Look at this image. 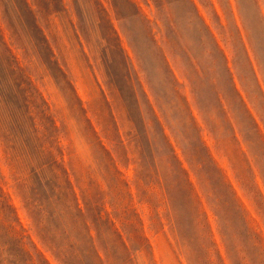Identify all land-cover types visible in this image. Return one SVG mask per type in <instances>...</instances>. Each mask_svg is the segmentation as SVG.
<instances>
[{
	"label": "rangeland",
	"instance_id": "1",
	"mask_svg": "<svg viewBox=\"0 0 264 264\" xmlns=\"http://www.w3.org/2000/svg\"><path fill=\"white\" fill-rule=\"evenodd\" d=\"M19 1L1 264H264V0Z\"/></svg>",
	"mask_w": 264,
	"mask_h": 264
},
{
	"label": "trees",
	"instance_id": "2",
	"mask_svg": "<svg viewBox=\"0 0 264 264\" xmlns=\"http://www.w3.org/2000/svg\"><path fill=\"white\" fill-rule=\"evenodd\" d=\"M19 2H21V4H23L22 7H23L24 11H26L28 13V15L33 17L34 14H33V11L31 9L28 1L27 0H22V1H19ZM26 12H25V14H26ZM4 18L6 20V17H4ZM30 26H32V28L38 30V34H40V36L43 38L42 43L46 42L45 38L43 37L42 31L38 27L36 21L34 22V25H30ZM4 37L5 36L3 34V30H2V27H1V24H0V46L4 47V50L0 49V57L2 58V59H0V78L2 79V76L4 75V71H5V73H6L5 74L6 75V82H7L8 86H9V85H11V83L9 81L12 80V78H15V80L17 82L16 74H18L19 70H18V68H15V66H14V64L16 62L15 61V57L13 56L12 51H11L10 47L7 45ZM11 39H13V40L15 39V35L14 34L11 35ZM46 44H47V42H46ZM1 86H2V84L0 82V98L2 99ZM16 86H17L16 89H15V85H14V88L12 86H9L10 87V91L13 94V95H10V97L13 98V101H15V102H16V99L19 102L21 100L23 101L22 110H24V111H21L22 115L24 113V117H26V119H30L32 121V118H31L32 117V112L30 110V104H32V100H33V99H31L32 98V93H30V90L28 89L27 85L25 86V82L24 81L20 82ZM7 111H8V113H9V115L11 117L14 116V115H17L16 113H14V112H17L16 109H12L10 106H9V109H7ZM32 122H34V123L32 124V126H30V129H31L32 133H34V135L36 137H38L39 131H38V128L36 126V123H35L34 119H33ZM3 142H5V141H3ZM226 187L228 189L230 188V186H227V185H226ZM259 195H262V194L259 193ZM11 228H13V227H11ZM251 235H252V239H253V242H254L255 246H257V244L260 241L259 235L255 234L253 232H251ZM39 237L41 238V240H43V242H44V244L46 246H48L50 249H54V247H52L53 245H51V243L49 241H47V239L45 237H42V234H40ZM14 241H15V245L18 246V247L15 250L13 258L17 257L18 258L17 262L19 264H34L33 263V257L29 254V252L25 251L24 248H21V242H17V240H14ZM64 254L66 255L67 252H65ZM39 256L43 259V261L45 263L49 264L48 261L44 259L43 255L41 253L39 254ZM1 262L2 261L0 259V264H1ZM15 264H16V262H15ZM65 264H66V262H65Z\"/></svg>",
	"mask_w": 264,
	"mask_h": 264
}]
</instances>
